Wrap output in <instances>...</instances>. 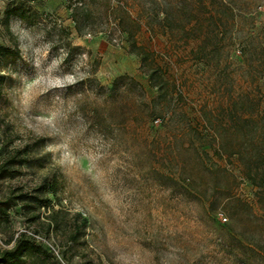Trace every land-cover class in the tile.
<instances>
[{"label": "rangeland", "instance_id": "374dc122", "mask_svg": "<svg viewBox=\"0 0 264 264\" xmlns=\"http://www.w3.org/2000/svg\"><path fill=\"white\" fill-rule=\"evenodd\" d=\"M204 5L222 35L209 33L203 51L181 22L206 14ZM133 41L175 85L166 101L157 102ZM0 47V165L31 159L4 171L0 197L45 184L51 200L9 211L0 252L32 233L46 240L47 264H59L47 245L67 264H264V223L239 205L230 215L220 207L229 189L261 215L249 168L226 153L213 161L234 183L207 172L198 154L211 158L215 143L187 131L207 134V120L226 123L227 105L240 112L245 92L252 99L263 91L264 80H255L264 75V0H0ZM123 75L135 83L113 86ZM72 226L76 242L68 240Z\"/></svg>", "mask_w": 264, "mask_h": 264}, {"label": "trees", "instance_id": "16d2710c", "mask_svg": "<svg viewBox=\"0 0 264 264\" xmlns=\"http://www.w3.org/2000/svg\"><path fill=\"white\" fill-rule=\"evenodd\" d=\"M186 9V6H184ZM203 9H208L206 5H204ZM77 11V10H76ZM73 13V20L78 22L77 12ZM211 10L208 9V12L203 15L192 14V16H188L186 22L183 20L181 22V27L185 30V26L188 27L187 31L194 34L195 38L202 39L200 41L199 49L205 50L203 43L205 39L208 37V34L211 33L215 38L222 35V31L218 24H215V27L211 28L208 24L210 21L215 19V16L210 13ZM191 13V12H190ZM126 18L131 21L138 29H140L139 24H137L135 19H132L128 15ZM124 19L120 18L118 20V25L122 32L127 33L131 40L134 39V32L129 29L124 28ZM219 22H221L220 18H218ZM164 22L168 21V16L165 15L163 19ZM209 21V22H208ZM213 22L211 23V25ZM77 31L78 28H77ZM132 53L136 54L142 63V66L148 70L147 77L149 84L152 88L157 91V102H163L168 99L169 96L175 94L174 89L175 85L167 80L162 74V68L157 64L156 58L153 52L148 51L141 45H138L135 41L131 43ZM7 52V48L0 47V55H3ZM257 80L254 82L257 83L261 79L264 80V75L262 78L256 77ZM260 79V80H259ZM0 80H3V77L0 76ZM131 81L135 83L132 78H129L126 75L120 76L116 78L113 82V86L119 84V82ZM115 87V88H116ZM245 102L243 103L242 110L240 112L233 111L234 105H227L225 111L231 115V119L224 124H221L218 120H207L206 133L205 135H201V133L197 129L189 128L187 131L193 133L196 137L202 139L204 137L205 140H211V142L215 143L212 146L213 155L209 156V153H199L198 160L200 163L207 168V172L211 174H219L228 179H230V183H234L233 176L231 172L225 169V167L221 166L218 162H214L213 158L215 155L220 157L226 153H230V155H236L240 157L241 163L244 168L247 169L245 173L246 179L250 182V184L259 189V194L261 195V215L255 216L251 212V208L245 204L239 198H236L231 194V191L227 189V192L222 197V201L220 204L221 210L230 215V212L233 210V206H241L243 210L249 212L251 215V219L257 220L259 224L264 223V89L261 92L260 96H254V98L249 99L248 93L245 92ZM249 101L255 105V108L248 109L245 104ZM213 114V111H210ZM215 118H218V114H214ZM229 135H234L236 144L233 148L229 149L228 138ZM211 162L210 165L205 162V157ZM31 159L23 158L22 160H16L14 156L9 157L0 165V177H4V171L6 169L11 168L15 164H23L29 163ZM253 168H263V169H253ZM3 173V174H2ZM45 184H38L36 188H34L31 192H19V194L15 195V192H10L6 196L0 197V223H8L9 221V211L19 205L23 204L24 208L27 209L29 205H35V210L41 209L42 207H48L51 200L47 195L49 192ZM39 195H42L43 200H38ZM214 198H212L209 202V211H214L215 204ZM56 212H51L47 216L49 222L47 223L48 230H52L53 232L58 229V220L55 215ZM40 219V212L38 215L32 219V222L36 223ZM75 226L70 228V232H68V240L69 242H76L80 236V232L77 229L76 232ZM254 245H259V240L253 241ZM10 247L3 249L0 252V264H36V263H44L47 264L50 260V255L43 249L42 245L37 243L32 236L26 233H20L16 238H14L11 242H8Z\"/></svg>", "mask_w": 264, "mask_h": 264}, {"label": "built area", "instance_id": "2783aa9c", "mask_svg": "<svg viewBox=\"0 0 264 264\" xmlns=\"http://www.w3.org/2000/svg\"><path fill=\"white\" fill-rule=\"evenodd\" d=\"M28 235L32 236L33 239L41 244V245H45L46 244V240L45 238L41 237V236H38V235H35V234H32V233H27ZM48 248H49V251L50 253L54 256V258L57 260V262L59 264H67L63 259L62 257L60 256V252L59 250L55 247V246H52V245H47Z\"/></svg>", "mask_w": 264, "mask_h": 264}]
</instances>
